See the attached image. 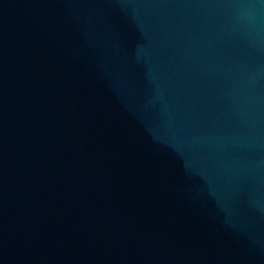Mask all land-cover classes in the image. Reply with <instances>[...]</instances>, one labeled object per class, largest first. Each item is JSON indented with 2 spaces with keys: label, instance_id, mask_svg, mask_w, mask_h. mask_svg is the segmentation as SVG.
<instances>
[{
  "label": "water",
  "instance_id": "obj_1",
  "mask_svg": "<svg viewBox=\"0 0 264 264\" xmlns=\"http://www.w3.org/2000/svg\"><path fill=\"white\" fill-rule=\"evenodd\" d=\"M0 264H264V0H0Z\"/></svg>",
  "mask_w": 264,
  "mask_h": 264
}]
</instances>
